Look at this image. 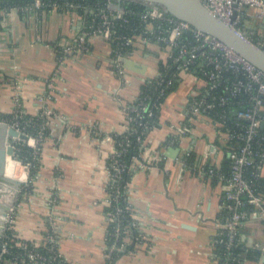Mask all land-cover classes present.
Wrapping results in <instances>:
<instances>
[{
    "label": "crops",
    "instance_id": "crops-1",
    "mask_svg": "<svg viewBox=\"0 0 264 264\" xmlns=\"http://www.w3.org/2000/svg\"><path fill=\"white\" fill-rule=\"evenodd\" d=\"M80 26L66 10L22 12L15 3L0 2V117L12 114L14 94L27 115L39 114L38 99L45 94L58 113L47 121L39 142L36 172L28 178L31 188L20 187L7 222L18 238L39 243L50 227L48 215L57 214L60 254L71 264H103L105 165L113 146L105 135L124 131L125 106L135 100L144 79L157 75L165 51L155 43L136 47L124 58L122 75L112 63L110 44L93 35L88 51L59 61L56 40L75 34ZM256 28L264 36V18ZM201 86L194 72H179L176 87L161 104L159 125L145 137L144 165L132 159L129 199L145 238L115 264H216L211 240L219 229L224 193L220 181L199 170L206 144L217 141L215 127L207 116H195L191 131L164 147L170 125L187 118L190 97ZM220 149L213 156L224 167ZM184 153L195 154V161L183 165ZM240 235L245 246L264 242L263 221L249 218ZM242 264L257 262L246 258Z\"/></svg>",
    "mask_w": 264,
    "mask_h": 264
},
{
    "label": "built area",
    "instance_id": "built-area-1",
    "mask_svg": "<svg viewBox=\"0 0 264 264\" xmlns=\"http://www.w3.org/2000/svg\"><path fill=\"white\" fill-rule=\"evenodd\" d=\"M99 1L101 0L90 5L66 0L60 5L56 1L49 4L48 0H31L25 9L41 10L50 6L49 9L69 11L79 19L81 26L78 31L69 37L56 40L54 44L61 62L69 56L88 51L89 38L95 35L110 44L112 63L115 70L122 75H124L123 60L136 47L155 43L163 49L165 55L159 57L162 58L160 59L162 66L158 64V73L151 77L153 80L149 82L152 90H157L159 94L164 93L175 78H179L180 71H188L192 65L199 71L202 86L190 97L186 107L187 118L179 124L170 125L171 131L165 138L164 147L174 144L179 137L191 131L193 117L205 115L210 118L215 127L217 141L206 144L199 170L220 181L224 193L220 204L219 229L211 240L216 264H242L248 257L241 258L233 251L241 244L244 246L241 251L244 257L247 256L248 250H255L250 259L257 264H264V242L256 241L251 246H245L240 235L244 223L254 215L264 223V182L259 183L260 178H264L262 173L264 152L257 146L264 145V132L258 136L259 129L264 127V71L216 37L194 27L188 21L174 17L160 6L138 2L140 8L136 9L124 5L125 1L130 0L122 1L119 7L116 6V0H103L102 3ZM202 1L212 13L264 49V36L256 28L257 20L264 18V0ZM78 8L82 9L83 13H79ZM86 13H91L88 19L85 16ZM126 14L138 16L141 27L138 30L132 28L137 32L117 33L115 21ZM126 46H131V49L124 50ZM218 85L222 86V91L215 93L214 89ZM15 86L18 87L19 83L15 82ZM140 93L141 91L132 104L125 106L126 122L121 138L116 139L113 134L105 135V139L111 140L113 146L105 165L107 208L103 264L115 263L120 254L131 252L145 238L143 222L130 203V179H125L123 175L128 166L132 169L134 166L132 162L129 165L126 163L124 155L132 142L129 136L131 133L135 134V141L143 149L146 135L156 127L150 123V116L154 114V108L158 106L160 108L161 104L157 102L158 96L152 99L151 93L145 92L142 95ZM241 95L244 98H239ZM48 99L49 94L39 96L38 118L41 121L36 124L35 134L27 132L23 126H20V118L25 112L17 94H14L16 105L12 117L1 118L9 126L28 135L27 139L18 141L31 146L33 153L37 152L39 142L45 137L43 133L45 120L58 116V113L48 105ZM229 99H234L239 105L234 111L237 127L221 129L219 125L222 124L226 113L224 110L214 111L216 101L219 104H225L229 102ZM215 118L222 121H214ZM220 147L225 155L226 167L218 165L217 158L213 156ZM141 153L133 157L139 159V166L144 165L143 158H140ZM188 156L189 153H184L180 157L183 165L187 164ZM23 164L28 168L30 162ZM28 185L29 179L26 173L20 187L28 188ZM58 218L57 214L51 212L48 215L50 227L43 233L42 240L39 243L32 241L34 246H30L27 239L21 238L23 240H19L18 246L22 251L7 257L9 253L12 254L6 232V229L12 230L8 223L10 222L8 215L5 231L0 236V264H71L58 250V237L54 231V223ZM219 244L223 247L222 253L216 250ZM38 245L44 246L48 254L40 252L36 247ZM129 245L132 246L129 247Z\"/></svg>",
    "mask_w": 264,
    "mask_h": 264
},
{
    "label": "water",
    "instance_id": "water-1",
    "mask_svg": "<svg viewBox=\"0 0 264 264\" xmlns=\"http://www.w3.org/2000/svg\"><path fill=\"white\" fill-rule=\"evenodd\" d=\"M124 0H116L120 6ZM135 3L151 4L164 8L176 18L188 21L194 27L216 37L243 58L264 71V49L228 22L212 13L202 0H130ZM128 61V60H126ZM131 62V61H130ZM28 135L19 131L0 117V235L5 226L8 213L20 196V186L24 180L14 179L5 174L6 157L18 160L15 155V144L18 140L27 139ZM24 170H28L23 166Z\"/></svg>",
    "mask_w": 264,
    "mask_h": 264
},
{
    "label": "trees",
    "instance_id": "trees-1",
    "mask_svg": "<svg viewBox=\"0 0 264 264\" xmlns=\"http://www.w3.org/2000/svg\"><path fill=\"white\" fill-rule=\"evenodd\" d=\"M52 1H56L58 4L61 5L66 0H48V3L51 4ZM71 1L81 2L84 4L88 3L90 5H93V4L97 3L98 0H71ZM102 1L103 0L99 1V3H102ZM0 2H7L8 4L15 3L17 5V7L19 8V10L23 12L25 7L30 4L31 0H0ZM124 5L131 6V7L136 8V9L140 8V4L134 3L133 1H125ZM49 7L50 6H48V8H47V6H46L47 9H49ZM77 11L79 13H83L82 9H80V8H78ZM85 16L88 19L91 16V13L90 14L86 13ZM115 22H116V26H117L116 27L117 33H122V34H131V33L137 32V31L133 30L132 28L134 27V28H136V30H138L141 27L140 20L136 14H126L122 18L117 19V21H115ZM129 49H131V46H126L124 48V50H129ZM158 64H160V66H162L161 60H159ZM188 71L194 72L196 75H198V77L200 76L199 71L193 65L189 68ZM178 79L179 78H177V79L175 78L172 81L171 85L169 87H167L165 89L164 93H162V94H159L157 90H152V87L149 86V82H151L153 80V78L146 79V81L140 85V91H141L140 95H142L145 92H149L152 95V97H151L152 99H154V98H156V96H158L156 98L157 102L162 104V102L165 100L168 93H170L176 87V85L178 83ZM221 91H222L221 85H218L217 88L214 89L215 93L221 92ZM239 98L242 99V98H244V96L241 95ZM215 106L216 107H215L214 111L218 112L220 110H224L226 113V117L223 119V122H222L223 125L222 124L219 125L221 127V129L222 128L226 129V128L237 127L236 118L234 116V111L239 107V105L235 102L234 99H229V102H227L225 104H219L216 101ZM159 114H160V108L158 106V108L157 107L154 108V114H152L150 116V123L151 124H154L155 126L159 125ZM10 117H12V114H10L8 116H3L2 118L5 119V118H10ZM29 119H32V121H28ZM215 120L216 121H218V120L222 121V119H218V118H215L214 121ZM40 121H41V119L38 118V115L37 116H30V115H27L26 113H24L23 116L20 118V126H23L27 132L35 134L36 130H37L36 124ZM45 121H46L45 122V128L43 131L44 135H46V133H47V121L48 120H45ZM263 132H264V127L259 129L258 136L263 134ZM113 135L115 136L116 139H119V138H121L122 133H114ZM134 135H135L134 133H131L129 135L132 142H131L130 146L128 147V150L125 152V155H124V159L128 165L130 162H132L133 157L138 156L142 151V147H140V144H138L135 141ZM257 146H258V149L260 151L264 152V145L261 144V145H257ZM15 155H16L17 159L20 160L22 163H25L27 161L30 162V165L28 167V178H30L29 176H32L33 174H35L36 166L38 163L37 156L39 155V148H38L36 153H33V148L31 146H28L27 144H25L23 142H18V143H16ZM195 159H196L195 154L189 155L187 158V160L191 163L194 162ZM226 165H227V163L225 162L223 166L226 167ZM132 172H133L132 168L130 166H128L126 168V170L123 172L124 178L130 179ZM263 182H264V178L262 177V178H260L259 183L262 184ZM28 188H31L30 179H29ZM6 232H7L8 238H9L10 250L12 251V254L9 253L7 255V257H11L13 255H17L16 253L22 251L21 248L18 246V242H19V240H23V239L18 238L12 230L6 229ZM27 242L29 243L30 246H34L32 241L27 240ZM131 246L132 245H129V247H131ZM36 247L43 254H46V255L48 254V251L45 249L44 246L38 245ZM222 249H223V247L220 244L217 245L216 250L219 253L223 252ZM243 249H244V246H242V244L240 246L235 247L233 249L234 254L239 255L241 258H246V257L250 258L251 254L255 252V250L250 249L247 251V256L244 257L241 254V251ZM241 258H239V260H242ZM15 264H20V263H15ZM112 264H115V263H112Z\"/></svg>",
    "mask_w": 264,
    "mask_h": 264
},
{
    "label": "bare ground",
    "instance_id": "bare-ground-1",
    "mask_svg": "<svg viewBox=\"0 0 264 264\" xmlns=\"http://www.w3.org/2000/svg\"><path fill=\"white\" fill-rule=\"evenodd\" d=\"M18 162H19L18 160H14L10 156H7L6 157L5 174L11 178L15 177L16 179L24 180L26 173L24 172L25 170L22 171L21 168H20V170L18 169V167L16 166V164L19 165ZM19 167H20V165H19Z\"/></svg>",
    "mask_w": 264,
    "mask_h": 264
},
{
    "label": "rangeland",
    "instance_id": "rangeland-1",
    "mask_svg": "<svg viewBox=\"0 0 264 264\" xmlns=\"http://www.w3.org/2000/svg\"><path fill=\"white\" fill-rule=\"evenodd\" d=\"M20 162H21V161H20ZM20 162H19V163H20ZM17 165H18V164H17ZM19 165H20V164H19ZM19 165H18V167H19ZM21 165H22V166H20L18 169L21 168V170L23 171V170H24V168H23L24 164L21 162ZM24 172H25V171H24ZM25 173H26V172H25ZM16 176H17V175H16ZM14 178H15V177H14ZM15 179H16V178H15Z\"/></svg>",
    "mask_w": 264,
    "mask_h": 264
},
{
    "label": "flooded vegetation",
    "instance_id": "flooded-vegetation-1",
    "mask_svg": "<svg viewBox=\"0 0 264 264\" xmlns=\"http://www.w3.org/2000/svg\"><path fill=\"white\" fill-rule=\"evenodd\" d=\"M5 225H6V222H5ZM5 231V226H4V229H3V231H2V233ZM1 236V235H0Z\"/></svg>",
    "mask_w": 264,
    "mask_h": 264
}]
</instances>
